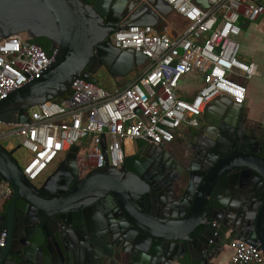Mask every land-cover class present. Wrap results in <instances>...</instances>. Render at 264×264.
<instances>
[{
    "label": "water",
    "instance_id": "water-1",
    "mask_svg": "<svg viewBox=\"0 0 264 264\" xmlns=\"http://www.w3.org/2000/svg\"><path fill=\"white\" fill-rule=\"evenodd\" d=\"M196 2L208 7L205 0ZM171 9L162 0H0V41L16 34H25L30 40L45 38L53 52L51 62L39 77L0 99V120L28 122L30 108L63 96L78 77L96 84L101 69L112 76L116 89L124 87L147 59L131 49L116 48L112 33L131 25L157 27ZM118 80H122L121 84ZM227 100L230 98L219 96L207 106L227 104ZM256 140L241 149L243 140L237 138L231 151L214 148L195 165H191L192 157L184 153L177 181L179 195L167 201L138 193L141 182L147 186H152V182L138 178L140 171L134 167L135 160L160 159V145L145 143L136 145V153L127 156L122 169L106 166L94 170L67 194L47 200L46 205L60 216H96L88 214L86 208L103 195L113 197L116 216H127L137 235L133 239L135 250L124 253L125 259L135 261L138 256L152 255V248L144 245V240L161 243L165 256L179 244L182 264H215L210 260L218 261L224 248L234 240L253 244L264 254V142L260 137ZM79 145L71 149L67 160L36 191H42L63 167L70 165L74 172L77 170ZM13 152L0 143V182L4 180L12 187L14 197L26 199L42 210L38 197H27L31 181ZM84 248L82 242L74 244L70 256ZM92 254L95 256L96 252Z\"/></svg>",
    "mask_w": 264,
    "mask_h": 264
},
{
    "label": "built area",
    "instance_id": "built-area-1",
    "mask_svg": "<svg viewBox=\"0 0 264 264\" xmlns=\"http://www.w3.org/2000/svg\"><path fill=\"white\" fill-rule=\"evenodd\" d=\"M162 1L185 22L176 36L168 25H131L111 35L116 48L147 59L124 87L110 93L78 77L62 102L30 108L28 122L0 120V138L20 137L29 152L22 167L29 181L36 182L78 143L75 161L84 176L106 166L122 169L129 143L170 145L183 123L198 124L197 117L213 99L246 100L247 81L258 67L238 58V38L243 19L255 22L264 15V0H205L208 7L196 0ZM52 55L23 34L2 39L0 99L39 77ZM194 73L200 74L197 89L183 86ZM3 242L0 236V248ZM229 248L228 264H264V254L253 244L234 240Z\"/></svg>",
    "mask_w": 264,
    "mask_h": 264
},
{
    "label": "flooded vegetation",
    "instance_id": "flooded-vegetation-1",
    "mask_svg": "<svg viewBox=\"0 0 264 264\" xmlns=\"http://www.w3.org/2000/svg\"><path fill=\"white\" fill-rule=\"evenodd\" d=\"M85 1L92 3V0ZM121 82L118 80V84ZM178 132H185V141L179 146L160 144L158 161L147 158L135 160L137 164L134 163V167L140 171L138 178L152 182V186L141 182L139 194L163 201L178 196L177 181L184 153L192 157L191 165H195L202 156L210 155L214 148L231 151L237 138L243 140L241 149H245L249 141L256 143L259 137L264 142V106L252 105L248 98L243 102L230 99L227 104L213 103L206 106L196 126L183 123ZM135 144L141 147L145 143L137 141ZM65 160L67 154L61 155L36 182L30 183L27 197H38L43 204L42 210L26 199L14 197L12 187L4 180L0 182L3 191L0 192V236L4 237L1 250L4 264H182L179 244L165 256L161 252V243L147 239L144 245L152 248V255L145 258L138 256L135 261L125 259L124 253L135 250L133 239L137 235L127 216H116L118 211L114 199L108 194L86 208L88 214L96 216H60L52 213L46 201L67 194L74 184L88 175L84 176L78 166L74 172L68 165L44 185L42 191H36ZM127 193L130 194L129 191ZM171 217L175 220L179 218ZM212 224L216 226V222ZM197 233H192V236ZM79 242L84 244V250L77 251L71 257L70 248ZM225 248L230 250L229 246ZM92 251L96 252L95 256ZM213 261L210 260V263Z\"/></svg>",
    "mask_w": 264,
    "mask_h": 264
},
{
    "label": "rangeland",
    "instance_id": "rangeland-1",
    "mask_svg": "<svg viewBox=\"0 0 264 264\" xmlns=\"http://www.w3.org/2000/svg\"><path fill=\"white\" fill-rule=\"evenodd\" d=\"M174 21V20H173ZM176 23H174V25H172L173 30L176 32L177 28H179L180 26V21L179 18H177ZM166 22L168 24H170V20L167 18ZM244 22V23H243ZM243 25L241 27L244 28L245 30V24H248V26L251 25V22L248 20L243 19ZM170 26V25H169ZM245 31L242 32V36H244V38H241V36L238 38V41L240 43V53L238 55V58L241 61H245V62H249V61H255L258 66H259V71L261 72L262 76L264 75V51H254V49L252 48V44H251V40L249 38V35H244ZM264 34H262L261 32L256 33L255 36V41L259 40V43H262L264 46V37L261 36ZM23 37L26 38V35L23 34ZM263 39V40H262ZM139 73V71H136L134 75H137ZM97 84L100 87H103L104 89H106L108 92L113 93L116 90V83L113 80L112 76H110L105 70H99L97 75ZM260 81L263 83V77H257L253 80H248L249 86L253 87V88H258V85H260ZM187 83V82H186ZM186 83H183L182 85L185 86ZM191 83H187V86L190 85ZM198 84H194L193 86H197ZM197 89V88H195ZM197 120H200V117H197ZM6 130V128H5ZM0 143L3 145V147H5L6 149L10 150V151H14L13 152V156L14 158L17 160L19 166L22 168L26 162V159L29 155V152L23 148L20 144H21V138L17 137V136H7V137H1L0 138ZM132 146L134 147V151H135V147L136 144H132Z\"/></svg>",
    "mask_w": 264,
    "mask_h": 264
},
{
    "label": "crops",
    "instance_id": "crops-1",
    "mask_svg": "<svg viewBox=\"0 0 264 264\" xmlns=\"http://www.w3.org/2000/svg\"><path fill=\"white\" fill-rule=\"evenodd\" d=\"M167 18L170 20V24H168L166 22ZM179 18V21H180V26L179 28H183L184 27V20H182L180 17H178L174 12H170L164 19H163V22L160 23V25H158L159 28H161L163 25H170V33L172 36H176L177 33H178V29L177 28V31L175 32L173 30V27L172 25H174V23H176V19ZM174 20V21H173ZM243 22V20H242ZM241 22V26L243 25V23ZM245 30L244 28L242 27V32L245 31L244 35H249V38L251 40V44H252V48L254 49V51H257V52H260V51H264V46H262L263 44L262 43H259V40L258 41H255V34L256 33H259L261 32L262 34H264V15L260 16L259 19L255 22H251V25L248 26V24H245ZM243 34H241V38H244V36H242ZM263 36V35H261ZM264 37V36H263ZM263 40V39H262ZM245 62V61H244ZM256 63L255 61H249V62H246V63ZM257 64V63H256ZM257 67H258V74L253 76L250 80H253L257 77H263V83L260 81V85H258V88H253V87H250L249 86V83L247 82V88H248V94H247V98H248V101L250 104L252 105H258L259 106H264V75L262 76L261 72L259 71V66L257 64ZM199 75L198 73H194L193 75H191L187 80L186 82L188 83H191L190 85L187 86V83H186V87L188 88H191V89H194V88H197V86H193L194 84H198V78H199ZM185 132H183L182 134H180V132H178L177 136H176V139L175 141L173 142V144H175V146H179V144H181L182 142L185 141V135H183ZM128 155H131L133 154L135 151H134V147L132 146L131 143H129L128 147ZM230 256H231V251L228 249V248H225L220 259L217 261V260H214L213 262L215 264H228L229 263V260H230Z\"/></svg>",
    "mask_w": 264,
    "mask_h": 264
},
{
    "label": "trees",
    "instance_id": "trees-1",
    "mask_svg": "<svg viewBox=\"0 0 264 264\" xmlns=\"http://www.w3.org/2000/svg\"><path fill=\"white\" fill-rule=\"evenodd\" d=\"M31 42L39 44L42 47L43 50H45L49 54H51V52L49 51L50 42L47 39H45V38H36L34 40H31ZM69 94H70V90L67 91L63 96L55 98L54 101L62 102Z\"/></svg>",
    "mask_w": 264,
    "mask_h": 264
}]
</instances>
